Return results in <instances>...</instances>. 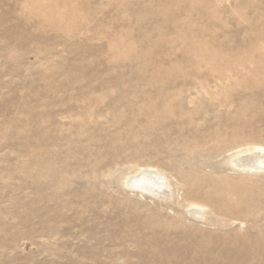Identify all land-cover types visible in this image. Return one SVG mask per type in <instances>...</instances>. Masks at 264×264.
<instances>
[{"label": "rangeland", "instance_id": "rangeland-1", "mask_svg": "<svg viewBox=\"0 0 264 264\" xmlns=\"http://www.w3.org/2000/svg\"><path fill=\"white\" fill-rule=\"evenodd\" d=\"M255 143L264 0H0V264H264Z\"/></svg>", "mask_w": 264, "mask_h": 264}, {"label": "bare ground", "instance_id": "bare-ground-1", "mask_svg": "<svg viewBox=\"0 0 264 264\" xmlns=\"http://www.w3.org/2000/svg\"><path fill=\"white\" fill-rule=\"evenodd\" d=\"M239 148L237 150H234L231 153V156L228 159L229 160L228 164L231 163V166H234L237 169H241V170L247 169L248 172L249 170L256 171V170L264 169V145L255 143V144H247L244 147L239 146ZM135 171H138V173H140L135 178L131 179V176H126L125 178L124 176L122 177V179L124 178L123 179L124 185L128 181H130L138 189L140 188L141 190L148 191L150 186H148L147 184L149 183L150 180H153V182L158 181L157 183L168 181V178L166 177L164 172H162L158 167H155V166L153 167L147 166L139 170L137 169ZM188 205H189V208L187 209L193 215H200V213L204 209V205L199 202L196 203V202L191 201V202H188Z\"/></svg>", "mask_w": 264, "mask_h": 264}]
</instances>
